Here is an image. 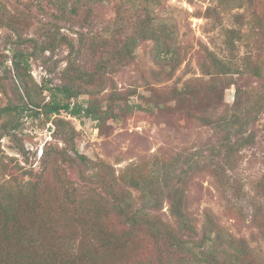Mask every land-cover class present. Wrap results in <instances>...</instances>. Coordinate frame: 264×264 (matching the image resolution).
<instances>
[{
    "label": "rangeland",
    "instance_id": "rangeland-1",
    "mask_svg": "<svg viewBox=\"0 0 264 264\" xmlns=\"http://www.w3.org/2000/svg\"><path fill=\"white\" fill-rule=\"evenodd\" d=\"M77 1L0 0V15L22 13L26 17L30 27L22 37L40 43L42 27L46 25L56 38L52 50H37L31 62L27 86L36 105L46 103L50 90L67 83L72 75L69 60L80 69L86 65L87 52H78L81 35L102 40L122 30V41L134 39L140 19H146L148 14L149 27L159 44L150 38L138 39L125 63L107 73L104 87L93 100L81 90L78 103L83 107L89 102L98 103L103 111L110 110L111 117L107 119H77L62 113L47 120L32 105H22V111L12 117H0V203L17 201L44 172H51L48 180L56 179L53 171L60 169L67 176L60 186L73 193L66 201L67 208L90 196L104 203L98 194L99 185L83 180L98 170H86L76 158L73 161L75 153L91 163L103 162L113 170L115 178L131 166L143 168L145 175L180 173L186 180L188 211L196 229L200 231L205 213H210L222 227L223 235L245 239L254 264H264V239L253 224L254 217L260 222L264 219V38L259 24L264 19L263 0H221L222 6L217 0H79L73 14L70 10ZM216 6L214 16L204 18L207 7ZM237 14L243 19L242 25L236 22ZM239 26L242 39L235 42L233 54L241 67L242 60L247 59L251 67L260 68V77L235 72L206 75L202 65H210L209 52L219 58L224 56L223 32ZM14 41L15 36L0 27V107L7 105L19 87L9 70ZM163 42L169 45L168 52L163 50ZM68 45L74 48L72 54ZM210 84L215 87L212 91ZM77 85L83 89L81 83ZM188 88L192 93L183 95ZM256 99L261 100L263 111L256 117H246V107ZM234 112L240 123L247 124L246 135H252L254 140L237 146V139L230 136L234 150L227 157V152L218 148L226 131L217 123L221 118L230 119ZM59 151L72 161L64 164L57 160L55 153ZM158 215L171 221L166 202ZM24 222L27 236L21 243L24 245L17 248L23 246L24 253L31 255L35 252V224L27 218ZM73 223L63 230L58 222L53 226L60 236L77 237L82 230ZM29 233L34 237L28 247ZM200 239L199 233L197 241ZM61 251L69 252L70 244ZM100 259L102 255L99 264H108ZM133 264L198 263L191 255L167 253L148 245Z\"/></svg>",
    "mask_w": 264,
    "mask_h": 264
},
{
    "label": "trees",
    "instance_id": "trees-1",
    "mask_svg": "<svg viewBox=\"0 0 264 264\" xmlns=\"http://www.w3.org/2000/svg\"><path fill=\"white\" fill-rule=\"evenodd\" d=\"M78 2L79 0L70 10L73 14L76 13ZM217 2L218 6H222L221 0ZM249 3H252V0H249ZM216 8L217 6L207 7L203 13L204 18L213 17ZM235 19L238 25H242L243 19L240 14L235 15ZM140 21L137 38L128 37L127 41H122L120 37L122 30L102 40L88 39L81 35L78 52L82 50L87 52L86 65L83 64V69H80L74 65L73 60H69L68 68L72 75L67 83L50 90V97L46 103L36 105L27 86V78L31 79V62L35 59L37 50L42 53L52 50L56 38L51 35L46 25L42 27L40 37L43 41L40 43L32 38H24L22 35L30 25L22 13L6 17L0 15V27L7 28L15 36L14 47L10 50L9 70L18 83V88H21V92L17 88L6 106L0 107V117H12L17 111H22V105L35 106L47 120L62 113L77 119L92 117L94 120H100L111 117L110 110L103 111L98 103L89 102L83 107L77 99L81 90H85L92 98L90 101L93 100L104 87L107 73L115 65L125 63L138 39L150 38L158 43L156 33L149 27L151 24L149 15ZM259 24L264 38V19ZM80 26L84 28L82 23ZM223 36L225 55L219 58L209 52L207 58L210 65H202L205 74L224 75L235 72L260 77V68L251 67L247 59L242 60L241 67L233 54L235 42L242 39L240 26L237 29H225ZM63 41L65 39H61V42ZM162 44L163 50L168 52L169 45L166 42ZM68 46L69 53L72 54L74 48L72 45ZM177 64L178 62L174 67ZM80 83L83 89H79L77 84ZM1 86L2 92L6 93L5 86ZM214 88L210 84L209 89L212 91ZM189 90L186 89L183 95L192 93V90L190 92ZM110 101L112 102V99ZM262 111L263 104L260 99H256L246 107L245 116L256 117ZM217 124L224 126L226 131L218 148L224 149L227 157H230L234 150L229 141L230 136L233 135L237 139L235 142L237 146L253 143V136L246 135L247 124L240 123V117L235 112L230 119L221 118ZM55 154L58 156L57 160L64 164L65 161H72L62 151ZM75 158L86 170L90 168L98 170L83 180L87 182L91 180L99 185L98 194L104 203L98 197L90 196L80 200L81 203L77 202L72 208H67V202L73 193L60 186L62 181L67 179L65 171L60 169L62 174L58 170L53 171V176H56L54 181L48 180L47 175H51V172L42 173L37 180L30 183L26 193L18 196L17 201L7 199L0 203V264H99L100 255L103 256L100 261L108 264H133L141 250L147 249L148 245L158 246L161 251L167 253L181 252L191 255L198 264H254V257L247 241L235 238L229 233L223 235L222 227L210 213H205L200 231L196 229L195 220L188 211L186 180L182 174L175 176L174 173L167 171L163 175H145L143 168L131 166L115 178L113 170L103 162L91 163L92 161L77 153L73 161H76ZM46 181L47 183L43 184ZM47 187L48 192L45 191ZM130 190L135 191L136 195ZM163 202L167 203L171 221H164L158 215ZM26 218L34 222L36 229L34 232L37 234L35 252L31 255L24 253L25 247L22 246L20 250L17 248L24 245L21 243L27 236L24 222ZM71 221L79 230L81 227L82 231L78 232L77 237L68 238L65 234L60 236V232L53 226L58 222L60 229L63 230ZM253 224L264 239V219L260 222L254 217ZM199 233L201 239L197 241ZM33 237V233H29L28 247ZM66 244H70V251H61Z\"/></svg>",
    "mask_w": 264,
    "mask_h": 264
}]
</instances>
